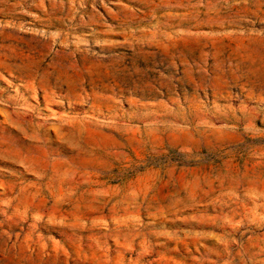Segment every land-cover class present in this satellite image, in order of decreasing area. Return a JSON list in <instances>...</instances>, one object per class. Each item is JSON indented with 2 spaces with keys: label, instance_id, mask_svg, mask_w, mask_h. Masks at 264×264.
Masks as SVG:
<instances>
[{
  "label": "rangeland",
  "instance_id": "rangeland-1",
  "mask_svg": "<svg viewBox=\"0 0 264 264\" xmlns=\"http://www.w3.org/2000/svg\"><path fill=\"white\" fill-rule=\"evenodd\" d=\"M0 264H264V0H0Z\"/></svg>",
  "mask_w": 264,
  "mask_h": 264
}]
</instances>
